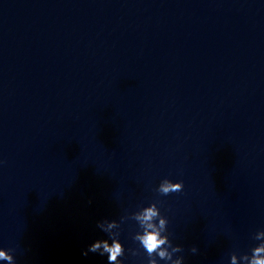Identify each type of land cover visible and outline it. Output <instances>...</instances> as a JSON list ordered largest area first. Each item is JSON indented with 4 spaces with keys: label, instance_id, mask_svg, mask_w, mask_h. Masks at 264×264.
<instances>
[{
    "label": "water",
    "instance_id": "95a60500",
    "mask_svg": "<svg viewBox=\"0 0 264 264\" xmlns=\"http://www.w3.org/2000/svg\"><path fill=\"white\" fill-rule=\"evenodd\" d=\"M164 178L183 191L157 193ZM157 201L183 264H242L260 243L264 0H7L0 248L107 264L82 253L114 219L123 264H146L120 218Z\"/></svg>",
    "mask_w": 264,
    "mask_h": 264
},
{
    "label": "clouds",
    "instance_id": "9594fccd",
    "mask_svg": "<svg viewBox=\"0 0 264 264\" xmlns=\"http://www.w3.org/2000/svg\"><path fill=\"white\" fill-rule=\"evenodd\" d=\"M184 189L183 181L173 182L168 178L161 180L159 186L155 189L162 196L170 195L174 192H182ZM157 202H153L146 207L132 213L130 216H122L121 223L125 219H131L138 223L141 231L135 233L132 239L139 242L140 247L146 252V264H159V261H165V264H183V256H175L176 253H181L183 248L180 245H174L167 234L168 219L161 214ZM116 220H104L98 222L97 227L107 234L106 239H98L94 241L83 252L87 255L88 252L98 253L101 256H107V264H123L120 259L125 254L124 245L121 243L120 233H112L114 227H120ZM254 239L260 241L258 245L251 249V255L242 254L239 256L242 264H264V230L258 231L254 235ZM111 241V242H109ZM132 256H140L139 249H129ZM193 253L197 252L196 247H192ZM13 249L0 248V261H5L6 264H17ZM175 256V258H174ZM237 254L233 252L230 256V264H236ZM141 264H145L141 260Z\"/></svg>",
    "mask_w": 264,
    "mask_h": 264
}]
</instances>
